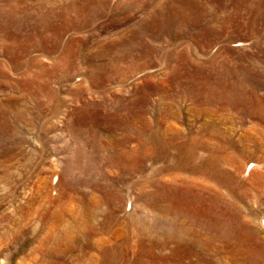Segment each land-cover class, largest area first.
Instances as JSON below:
<instances>
[{"label":"rangeland","instance_id":"1","mask_svg":"<svg viewBox=\"0 0 264 264\" xmlns=\"http://www.w3.org/2000/svg\"><path fill=\"white\" fill-rule=\"evenodd\" d=\"M261 219L264 0H0V264H264Z\"/></svg>","mask_w":264,"mask_h":264},{"label":"bare ground","instance_id":"2","mask_svg":"<svg viewBox=\"0 0 264 264\" xmlns=\"http://www.w3.org/2000/svg\"><path fill=\"white\" fill-rule=\"evenodd\" d=\"M51 189L54 190V191H57L58 184L56 183V185L51 186ZM261 220H262V225L264 226V220L263 219H261Z\"/></svg>","mask_w":264,"mask_h":264}]
</instances>
